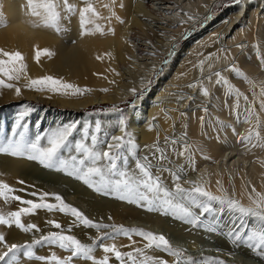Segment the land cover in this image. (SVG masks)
Masks as SVG:
<instances>
[{"label": "bare ground", "instance_id": "1", "mask_svg": "<svg viewBox=\"0 0 264 264\" xmlns=\"http://www.w3.org/2000/svg\"><path fill=\"white\" fill-rule=\"evenodd\" d=\"M21 1L22 0H5L3 2L2 6L5 10V12L4 10L3 12L6 16L3 17L6 18L9 26L7 28H0V45L13 38L7 39L6 35L10 36L14 34L16 40L18 41V38H21L22 43L20 44L26 46L24 44L27 40H29V42L30 40L37 42L38 37L35 35L37 33L40 35L41 33L42 37L45 36L47 39L45 42L46 47L55 53L52 57H43L44 60H51L54 63V68L59 71V73H67L76 77L77 82L81 84L80 86L82 88L92 89L90 94L92 93L94 96H92L91 99L77 102V107L86 109L88 106L94 105L95 103L105 104L115 103L118 102V100H128L147 89L151 84V79L154 74L160 68L166 54L171 52L174 45L177 47V42L180 38L182 39L186 36V33L191 30L190 28L205 20V17L210 14L219 0H116L115 5H112V0H93L101 16L110 17L112 16V12H115V16H113L110 21L106 19L96 21V23L101 24L105 28V31L109 28H114L115 36L100 34L89 36L82 35L79 16L76 15L70 18L71 26L66 22V27H69L70 31L63 33L64 35H68L65 37H63L64 35L60 36V34L52 30L35 29L31 27L27 23L31 17L26 15V8L21 6ZM76 2L79 7L84 6L79 0H76ZM104 4H109L111 7L104 8ZM205 4L208 5V8L203 7ZM246 6H248L247 10L245 9ZM244 11L245 13L243 15ZM185 12L196 16V21H187V18L183 15ZM116 16L122 19L124 23H120L119 20L116 19ZM225 19H229V21L227 22ZM182 20L186 22L183 26H180ZM241 20L244 21V24H239ZM221 21L225 22L222 26L220 23ZM89 27L91 28L92 25H89ZM228 31H231L229 34L232 38L225 39V36H228ZM71 39H74V44L69 42L71 44L64 48L66 43ZM186 39L185 45L183 44L181 48L177 47L180 53L176 61H174L168 69L164 70L159 79V85H162L161 83H164L166 79L172 78L168 80L165 87H163L166 91L165 93H169L170 91L174 92L176 90H186L185 92L188 93L187 90L190 89L189 85L194 83L199 86L198 89L202 96L207 99V102L209 99L212 100V98V101L215 102L219 94H215L214 91V95H210V93H212L217 77L210 73H212L216 67L218 69L221 68L217 71L222 72L224 77L244 95L249 91L248 93L251 95L249 101L255 99V110L260 119L259 131L261 132V136L264 137V109L259 107V99L253 96V89L250 85L228 70L235 65L243 70L257 85L264 86V65L260 63L261 58H264V8L261 2L258 0H242L241 3H236L227 8L222 15H217L212 22L199 28L194 36H187ZM57 40L60 41V45L58 46L54 45L55 41L57 43ZM126 40L128 43L125 42ZM243 41L248 43V48L241 44ZM31 43H33V41ZM153 53H155V55H153ZM97 56L102 57V59L97 60ZM209 56H211V59L207 61L205 70L201 73L198 67L199 61ZM217 57H219V59H217ZM225 57H227V59H225ZM37 64L36 62V65ZM33 65L34 63L32 62L28 67ZM209 65H211V67H209ZM33 67H35V65ZM257 70L263 71L256 75ZM116 73H119V75H116ZM209 74L212 76L211 81L208 80ZM219 85L218 87H221L220 90H218L219 88L217 86L218 89L215 87L218 93L220 91L222 93V90H227L226 86L222 84ZM133 88L136 89L135 95L130 91ZM155 88L153 90H155ZM204 88L208 89V96L203 95ZM101 89H108V91L104 92L101 91ZM259 91L260 88L257 87L256 92L259 93ZM13 92V90H8V92L0 96V127L4 125L5 121H9V119L13 121H17L18 117L20 119V114L25 112L26 107L31 110L34 109V105L30 103L31 98L20 95L19 97L21 100H18V96ZM153 93L154 92H151L146 94V96L143 95L144 97L142 96V98H137L135 104L127 109L130 118L125 126L126 130L132 134L135 141L149 147L157 141V138H159V141H161L160 143H162L166 136L170 135L175 128L183 127L184 130L185 128L187 130L186 132L184 131L185 133L188 132V135L196 136L197 140L193 143L199 148L202 141V136L198 134L200 132V117L196 114L194 117L192 116V119H188L187 116L185 117L180 114L177 109L178 107H176L175 100L170 99L171 101H169L167 98L164 99L165 96L162 97L161 93ZM34 96L35 98L47 102V105L57 104L67 106L71 105L72 101H74L70 99V97L68 98L58 93L39 92ZM167 97L169 98V96ZM162 98L164 100H162ZM143 106H146V110L143 109ZM180 106L183 107L182 104ZM247 106L243 97H241L240 108L236 109L233 104L230 106V109H226L228 112H225L223 115L224 118L230 117V120L235 124L237 128L235 132L231 129H226L225 131H212L210 135L211 141L208 142L206 140L207 142L205 143L202 141L204 144L200 146V149L203 148L207 152L206 154H208L211 161H201L197 159L196 161L200 162L197 171L202 176L201 182L206 183L209 190L212 192H218L217 180L222 181V183L224 181L222 173L220 175L218 171L220 169H218L219 162L226 160V153L224 154L223 152L224 147L231 142L239 145L238 140H240V137L247 135L248 129L252 128L253 124L256 123L255 118H253V124L244 122L245 116L247 115L245 112ZM41 110L47 111L45 114L49 115L50 118L52 116L53 120L57 122V126H54L53 129L48 128V125H46L49 134L59 128L75 125V121L79 116L83 117L84 122L88 117L86 114H78L77 111L55 112L44 108H41ZM212 112H217V110L213 108ZM30 113L31 111L26 113L30 115V117H26V120L35 118L31 117L32 114ZM242 113L243 115L241 116ZM237 115H239V119H237ZM100 117L116 119L118 125L119 121L122 119L119 113L102 114ZM37 123L38 120L36 119L34 125ZM109 123L106 122V125ZM35 128H38V125H36ZM118 133L123 134L119 130ZM254 142L255 140L253 143ZM237 148L238 147L234 149V152L237 151ZM242 149L244 151V160L251 161L252 168L250 169L253 170H251V172L256 171V175H263L264 168L261 162L264 161V148L245 145ZM238 155L239 154L236 155V158ZM213 159L214 161H212ZM219 159L220 161L218 162ZM230 161L232 162L231 159ZM31 162L32 161L26 158H15L0 154V173H3V175L0 176V180H4L15 188L36 189L39 191L59 193L60 189L58 188L60 186L55 189L45 190L42 187L38 188L34 185L32 182V174L35 172V174H37V168L35 164L33 166ZM244 162L246 163L247 161ZM24 172L29 173L28 177L23 175ZM19 180H23L25 184H19ZM224 183H226V181H224ZM224 183L223 185H225ZM230 184L231 186L228 191L234 193L244 204H249L248 193L253 186L248 183L246 176H232V183ZM245 186H247V188ZM87 198H89V196L85 195L83 200L85 201ZM89 204L92 205L90 202ZM114 206L115 207H111L110 205L103 208L115 221H119L128 216L133 217L134 212L127 209L124 205L115 204ZM19 207H21V205L15 202L3 206V210L5 212L15 211L18 210ZM54 217L58 216H51L44 210H38L37 214L34 216H26L23 220L26 224L35 223L39 225L44 224L48 218L51 220ZM0 232H3L5 239L9 240L10 244H23L30 239V237H25L28 234L21 232L15 227L7 228L0 226ZM79 239L88 242L82 238ZM139 240L140 242H144L141 239ZM51 249L45 251L43 248H40L39 254L49 258L53 253L60 256L59 253L55 252V249ZM133 249L132 247V250ZM148 254L165 259L159 251L148 250ZM21 264H43V262H31L24 256H21ZM112 264L118 263L115 260Z\"/></svg>", "mask_w": 264, "mask_h": 264}, {"label": "snow or ice", "instance_id": "2", "mask_svg": "<svg viewBox=\"0 0 264 264\" xmlns=\"http://www.w3.org/2000/svg\"><path fill=\"white\" fill-rule=\"evenodd\" d=\"M79 2L84 6L79 7L76 0H26V15L31 17L27 23L35 29L52 30L57 34H62L66 31L62 21L78 15L82 35L115 36L114 28L105 31L101 24L96 23V21L102 19L110 21L115 16V12H112L110 17H103L95 7L93 0H79ZM241 2L242 0H236V3ZM115 3L116 0H112V5H115ZM103 7L110 8L111 6L104 4ZM203 7L208 8V5L205 4ZM183 15L187 18V21L195 22L197 19L191 13L185 12ZM208 18L205 17V19ZM116 19L120 23H124L118 16H116ZM185 22L182 20L180 26H183ZM89 25H92V27L90 28ZM8 26L6 18L0 16V28H7ZM125 42L128 43L127 40ZM174 54V50L169 52L168 59L164 61L165 65L169 63ZM54 55L55 53L49 49L40 50L38 47L36 48L37 62H39L41 56L52 57ZM96 59L101 60L102 57L97 56ZM210 59L211 56L199 61L198 67L201 73L204 72L205 64ZM260 63L264 65V58H261ZM228 70L252 87L253 96L259 99V107L264 109V86L257 85L254 80L235 65ZM160 71L163 72V68ZM116 75H119V73H116ZM213 75L217 77L215 82L218 85L226 86L227 94L235 97L236 109L240 108V99L243 97L246 105H248L245 108L247 115L244 122L253 124V118L256 119L253 127L248 129L247 135L240 137L241 142L252 147L264 148V137L261 136L259 131L260 119L255 110L256 101H249V97L232 85L222 72L216 71ZM21 79H28L25 88L37 92L48 91L64 96L80 97L92 91V89L80 88L75 84L67 83L52 76L30 79L27 77L26 57L19 50L7 51L0 48V94L4 89L14 90L15 95L19 97L22 94V90L18 86ZM208 80H212L211 75ZM189 87L196 88L197 84H190ZM257 87L260 88L259 93L256 92ZM101 91L107 92L108 89H101ZM130 91L133 95L136 94L135 88ZM203 95H209L207 88L203 89ZM142 96L143 93L138 98H142ZM29 111L31 109L26 107L25 112L20 114V119ZM205 112H207V109H205ZM237 119H239V115H237ZM22 128L23 125L17 122L16 130L12 132L11 137H0V154L15 158H26L29 161L37 162L46 169L64 172L68 176L82 181L97 193L114 194L118 199L129 203L140 204L143 202L148 211L162 210L164 214H171L175 218L195 227L203 226L209 233L217 232V218L220 215L225 213L235 215L236 219L240 221V226L234 230L230 229L226 233V238L234 248L244 247L250 250L254 257L264 261V192L258 191L255 187H252L248 193L249 204L245 206L240 200L229 194L220 180L216 181L219 195L210 191L206 183L192 180H184L182 183L181 173H184L183 167H178L173 171L163 166L165 161L168 163H171V161L168 160L166 147L160 145L159 138L153 145L149 146L152 158L149 155L140 157L138 155L139 145L135 142L132 134L126 130L123 119L119 121L118 125V130L123 135L104 132L103 137H101L99 134L102 132V128L97 123L94 134H90L89 129L85 128L80 140L73 138L76 128L74 124L59 128L46 137L37 136L34 140L29 139L26 130L22 131ZM186 135L187 133L184 134V136ZM184 136L181 139H184ZM45 140L46 144L43 143ZM254 140L256 143H253ZM169 143L175 146L178 141L175 139L169 141L166 137L165 144ZM172 151L176 152L175 147L172 148ZM176 154L185 157L188 164L193 166V170H195L190 145L185 142L183 151ZM205 158L207 159V157ZM130 159L134 161V168L130 167ZM153 159L156 161L155 164H153ZM261 163L264 166V161ZM161 172H168L172 177L173 189H170L164 183L162 176L158 174ZM2 175L3 173H0V176ZM18 183L25 184L23 180H19ZM185 183L189 187H184ZM245 187L247 188V186ZM19 192H26V189H17L4 180H0V226L15 227L25 234L39 233L41 229L37 224H26L23 218L37 214L38 210H45L48 213L58 212L70 216L74 218V224L94 229L100 235L93 239L92 243L86 244L76 236L66 234V232H71V228L65 230L62 224L55 220H49L47 223L58 231L41 234L30 243L9 244L3 232H0V249H4L0 250V264H21V256L30 261H42L43 264H74V259L90 261L91 264H110L108 254L113 255L119 264H169L166 259L148 254V250L161 251L173 257L172 264H226L223 259L212 256L202 255L197 259L188 254L187 249L174 246L162 234L140 228H128L124 225L96 222L77 207L67 203L64 197L58 193L46 191L26 193L36 197L33 200L24 199L18 194ZM15 202L21 205L18 210L8 212L3 210V206ZM201 216H211L213 221L205 224ZM120 236L126 237L133 245L137 243L133 236L142 238L146 243L143 248L135 247L132 251L122 252L114 242ZM107 240H111L113 243H104ZM45 245L56 246L67 252L68 255L66 258H61L55 253L50 258L37 255L35 249L38 246L43 247ZM98 247L105 253L103 258L100 259L94 255ZM234 254L230 253L229 255Z\"/></svg>", "mask_w": 264, "mask_h": 264}, {"label": "rangeland", "instance_id": "3", "mask_svg": "<svg viewBox=\"0 0 264 264\" xmlns=\"http://www.w3.org/2000/svg\"><path fill=\"white\" fill-rule=\"evenodd\" d=\"M4 1L5 0H0V16H2V17L5 16V13H4L5 10L3 9V6H2ZM258 1L261 2V5L264 8V1L263 0H258ZM217 3L215 4L214 9H212L210 14L207 16L209 18L199 22L198 24H196L192 28H190L191 30L187 33V35L184 36L182 39L180 38V40L177 42V47L181 48L182 45L185 43V40H187L186 39L187 36H190V35L194 36L195 33L197 32V30H199V28H201L203 25H205L207 23L212 22L213 19L216 18L217 15L218 16L222 15V13L224 11H226L227 8L236 4V0H219ZM20 4L23 8H26L25 7L26 6V0H22L20 2ZM245 9L247 10L248 6H246ZM3 10H4V12H3ZM244 13H245V11L243 12V15H244ZM223 21L220 22L221 26L225 24V22H223ZM226 21L228 22L229 19H227ZM66 22H68L69 23L68 25L71 26L70 25V19L66 18L65 20L62 21V24H63L64 28H66V31H70V28L66 27ZM239 24H244V21L241 20ZM66 31H64V32H66ZM63 33L60 34V36L64 35ZM229 33H231V31L227 32L228 36H225V39H230L231 36ZM35 36L38 37V41L35 42L34 40H30V42H29V40H27L26 43L24 44L27 46L26 47V46H23V44L22 45L20 44V43H22L21 38H18V41H17L14 34H12L10 36L6 35L7 39L11 38V37H13V38L9 39L4 44H1L0 48H3L7 51L19 50L26 57L27 77L30 79H38V78H43L45 76H52L53 78L62 79L63 81H65L67 83H72V84H75L78 87L82 88L80 86L81 84H79L77 82L76 77L69 75L67 73H59V71H57L54 68V63L51 60L50 61L44 60L43 57H45V56L40 57L39 62H37V60L35 59L36 58V48L38 47L40 50L48 49V48L46 47L45 42L47 41V39L45 36H43L44 37L43 38L41 33H40V35H39V33H37ZM65 36H68V35H64L63 37H65ZM71 40H69L68 43H66L64 48L68 47L71 43L74 44V39H71ZM32 41H33V43H31ZM69 42H71V43H69ZM246 43L247 42H244V41L241 42V44L244 47L248 48L249 47L248 43L247 44ZM8 44H11V45H8ZM54 45H57V46L60 45V41L57 40V43L55 41ZM19 46H20V48H19ZM177 47H175L174 49L172 48L171 52L174 50L175 54L171 57V59L169 60V63L167 65L164 64V61H165V59H168L169 53L166 54L164 60L161 63L160 68L156 71L153 78L151 79V84L147 87V89H145L141 93H143V95L146 96V94H149L151 92H154L155 94L158 92V94L159 93L162 94L161 95L162 97L165 96L164 99L167 98V100H169V101L175 100L176 101V107H178L177 109L180 112V114L181 115L183 114L185 117L187 116L188 119H192L197 114V116L200 117L199 118V120H200V122H199L200 132L198 134H200L202 136V141L204 143L207 141L208 142L211 141L210 135H211L212 131H216V130L217 131H219V130L225 131L226 129H231L232 131L235 132L237 129L235 127V124L232 122V120H230V117L224 118L223 115L225 114V112H228V110H226V109H230V106H232L233 104L235 106L236 100H235L234 96H230L227 94V90L224 91L221 89L222 93H221V91L218 93L216 91V89H218L219 88L218 86H220V85H218L216 82L214 83V86H213V90H212L213 94L210 93V95H214V92H215V94H219L218 97L215 95L218 99V100L216 99L215 102L212 101L213 98H212V100L209 99L207 102V99H205L202 96L201 92L199 91V89H198L199 86H197L196 88L190 87V89L187 90L188 93L185 92L186 90L185 91H181V90L177 91L176 90L174 92L170 91L169 93H165L166 91L164 90L163 87H165L166 82L168 80H171L172 78L166 79V81L164 83L163 82L161 83L162 85H159V79H160L162 73L164 72V70L168 69L171 66V64L174 61H176V59L178 58L180 51H179V49H177ZM25 49H27V50H25ZM243 50H244V48H243ZM241 52H243V51H241ZM27 55H29V56H27ZM33 55H34V57H33ZM32 62L34 63L35 67H33L34 65L31 67H28L29 64ZM36 62L38 63L37 65H36ZM161 68H163V72L160 71ZM216 68L214 69V71L212 73H210L211 75L215 71L221 69V68L220 69H218V68L216 69ZM261 71H263V70H257L256 75L260 74ZM206 77H207V75H206ZM27 83H28V79H21L18 83V86L22 90L21 95L31 98L30 103L34 105V109L31 110L30 114H32L31 117H35V118H30L29 120H26V117H30L29 114H26L23 117L24 119L23 118L19 119V117H18L17 121H13L11 119H9V121H5L4 125H2L0 127V137H11L12 132L16 130L17 122H19L23 125V128L21 130L22 131L26 130V134H27L29 139L34 140L37 136H44V137L48 136L49 133H48L46 125H48V128L53 129L54 126H57V122H55L53 120L52 116L50 118L49 115L45 114L47 111L41 110V108L49 109V110H52L55 112L77 111V113L80 115L81 114L88 115L85 122H84L82 116H79V118L75 121L76 128H75L74 135H73V138L75 140L81 139V137L83 135V131L85 128L89 129L90 134H94L95 126L97 123H99L101 125V128H102V132L99 134L101 137H103L104 132H108L109 134H115V135H123V134L118 133V130H117L118 122L116 119H112V118L107 119L106 117L101 118L100 115L119 113L121 118L125 121V125H126L129 121V118H130L127 109L129 107H131L132 105H134L137 98L141 96V93H139V94H137L138 96L136 95L135 97H132L128 100H118V102H115V103H105V104L99 103L100 105L95 103L94 105L88 106L86 109H82V107L81 108L77 107V102H81V100L83 101V100L91 99L92 96H94L92 93L91 94L87 93L84 96H80V97H76V98H74V96H71V95L66 96L68 98L70 97V99L75 101V102L72 101L71 105H67V106L57 105V104L56 105L55 104H53V105L48 104L47 105V102L42 101L38 98H35L34 95H36L39 92L34 91V90H28L27 88L24 87ZM155 87H157V88H155ZM215 87H216V89H215ZM154 88L156 91L153 90ZM220 88L218 90H220ZM5 92H8V90L7 89L2 90V94H0V96H2ZM44 92L52 93V92H48V91H44ZM248 92H246V95L250 98L251 95ZM13 93H15V92H13ZM172 93H173V95H172ZM27 94H29V95H27ZM166 95L169 96V98ZM33 96L35 99L33 98ZM98 96H100V95H98ZM17 99L21 100L20 97H17ZM164 99L162 98V100H164ZM253 100H255V99H253ZM181 104L184 108L180 106ZM17 105H21V104H17ZM75 105H76V107H75ZM74 108H76V109H74ZM213 108H215L217 110V112H212ZM143 109L146 110V106H143ZM205 109H208L207 112H205ZM242 115H243V113L241 114V116ZM201 118H203V119L201 120ZM36 119L38 120V123L36 124V125H38V128H35L36 125H34ZM106 122H108V123L110 122L109 123L110 125L109 124L106 125ZM184 131L185 132L187 131L186 128L184 130L183 127H178V128H175L170 133V135L166 136L169 139V141H171L172 139H175L178 141V143L175 146L171 145L170 143L166 145L164 142L165 139L162 141V143H160L161 141H159V143L162 147H166L168 160L171 161V163H168L167 161H165L163 166L170 168L173 171H175L178 167H183L184 173H181V176H182L181 182L182 183L184 180H192V181L201 182L202 176L197 171V167H198V164L200 162H198L196 160L200 159L201 161L202 160L211 161V159L209 158L208 154H206L207 152L203 148H202L203 150L200 149L201 148L200 146L203 145L204 143L201 141V145H199V148H198V146L196 147V144L193 143L195 140H197L196 136H191L188 134L186 136H184V134H185ZM182 136H184V139H181ZM185 142L191 146V151L193 152V160H194L195 170H193V166H190L188 164L185 157H181V156H178L176 154L179 151H183ZM43 143L46 144V140L43 141ZM238 143H239V145L233 144V142H231L227 146H225L223 149V152H224V154L226 153L225 154L226 160H224L223 162L220 161V159L218 160V162L220 161L219 165H218V169L219 168L221 169V170L220 169L218 170L219 174L221 175V173H222L223 180L226 181V183H224V181H223V183L226 185V186L223 185L224 188L227 187L225 189H227V190L230 189V186H231L230 183H232V176L242 175V176H246L247 181L250 185H252L253 187H256V189L258 191L263 192L264 191V174L261 176H258L255 174L256 171L251 172V170H252V169H250V168H252L251 167V161L244 160L245 157H244V151L242 148L245 145L248 146L249 144L242 143L241 139L238 140ZM254 143H256V141ZM137 144L139 145V149H140L138 152V155L140 157H143L144 155H149L150 158H152L149 147H146L145 145L140 144V143H137ZM173 147H175L176 152L172 151ZM236 147H238L237 148V151L239 150L238 152L237 151L234 152V149H236ZM237 154H239V155L236 158ZM205 157H207V159ZM233 157H234V161H233ZM230 159L232 160V162L230 161ZM212 161H214V159ZM244 161H247V162L245 163ZM155 163H156V161H155V159H153V164H155ZM31 164H33V166L35 164V167L37 168V174H35L36 170L34 171L35 173L32 174L33 175L32 182L34 183L35 186H37L38 188L42 187L45 190L46 189H53V188L55 189V188H58V186H60L58 188V189H60L58 194H60L62 197H64V199L67 203H69L72 206L77 207L82 212H84L86 216H88L90 219H92L96 222L106 223V224L124 225L125 227H128V228H133V227L134 228H140V229H144L146 231H151V232L156 233V234H162L166 238H168L174 246L187 249L188 254H190L191 256H193L197 259H199L203 255V256H212V257H217V258L223 259L224 261H226V264H264V261H261L259 258L254 257L253 254L250 252V250H248L244 247H241L238 249L234 248V246L226 238V233L230 229L234 230V229L239 228V226H240V221L238 219H236L235 215H229L227 213L220 215L217 218L218 219L217 232L209 233L205 230V228L203 226L195 227V226L190 225V224H188V223H186L180 219L175 218L171 214H164V212L162 210L148 211L147 206L145 204H143V202H141L140 204L129 203L128 201L118 199L116 197V195H114V194L113 195H104L101 193H97L94 189L88 187L82 181H79L74 177H70L64 172H58L54 169H46L34 161H32ZM134 166H135L134 161L130 159V167L134 168ZM263 168H264V166H263ZM218 171H217V173H218ZM28 174H29L28 172L23 173V175L27 176V177H28ZM158 174L162 176L164 183L170 189L174 188L173 179L169 175L168 172H161ZM167 177H169V178H167ZM44 186H45V188H44ZM183 186L189 187V185L186 183ZM17 189H20V188H17ZM24 189H26V192H19L20 193L19 195H21L24 199H33V200L36 199V197H32L30 195H27L26 193L33 192V190L34 191H39V190H36V189L31 190V189H27V188H24ZM213 193L218 194V195L220 194L219 192H214V191H213ZM231 193L232 192H229V194L231 196L240 200L234 193H232V194ZM85 195H88L89 198H87L84 201L83 197ZM50 202H54V201H50ZM89 202L92 205H90ZM115 204H122L127 209L132 210L134 212L133 217L128 216V217L121 219L119 221H115L114 218L109 219V217H111V216L105 212L103 207H107L110 205H111V207H115L114 206ZM244 205L247 206L248 204H244ZM48 215L58 216V217L52 218L51 220H55V221L60 222L65 230L71 228V232H66V234H71V235L76 236L77 238H82V239L88 241V242H84L80 239L83 243H86V244L92 243V240L100 235V233H97L94 229H88V228L83 227L79 224H74L73 223L74 218H72L70 216H66V215L58 213V212L48 213ZM32 216H34V215H32ZM201 219L204 220L205 224L213 221V217H211V216H201ZM49 220L50 219L48 218L47 221H49ZM47 221L44 224H39V225L37 224L39 226V228L41 229V232L35 233V234L28 233V235H26L25 237H30V239H29V241H27L25 243L32 242V240L35 237L38 238L41 234H47L51 231H58V230L54 229L53 227H51V225H49L47 223ZM138 238L142 240V238H140L138 236H133V239L136 240L137 243H139V244L136 243L135 245H133L130 240H128L126 237H123V236L118 237L117 240L114 242L117 244L120 251L129 252L130 250L132 251V247L135 248L134 246L143 248L146 241L140 242V240ZM6 241H7V243L10 244L9 240L6 239ZM104 243L111 244V243H113V241L107 240V241H104ZM40 248H43L45 251H47L51 248L55 249V252L59 253L61 258H66L68 255L67 252L59 249L56 246L50 247V246L45 245L43 247L38 246L37 249H35L36 254L40 255V256H42L41 254H39ZM128 249H130V250H128ZM217 250H220V251H217ZM95 252L96 253H94V255L98 259L103 258V256L105 255V253H103L102 249H100L99 247L97 248V250ZM159 252L163 255V257L166 260L169 261V264H172V262L174 260L173 257H170L166 253H163L161 251H159ZM230 253H235V254L229 255ZM108 255H109L110 264H112L113 261H115V258L111 254H108ZM31 262L41 263L42 261L31 260ZM116 262L119 264L118 261H116ZM74 264H91V262L85 261L83 259H74Z\"/></svg>", "mask_w": 264, "mask_h": 264}]
</instances>
